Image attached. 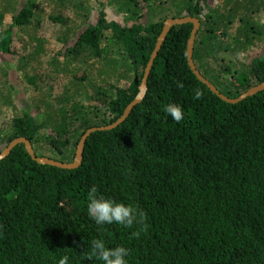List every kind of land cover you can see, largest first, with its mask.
Wrapping results in <instances>:
<instances>
[{"label":"trees","instance_id":"1","mask_svg":"<svg viewBox=\"0 0 264 264\" xmlns=\"http://www.w3.org/2000/svg\"><path fill=\"white\" fill-rule=\"evenodd\" d=\"M36 1L0 0V79L16 74L36 92L24 102L15 85L6 89L4 105L16 112L0 122V153L26 137L38 156L73 162L86 131L116 122L136 98L169 18L200 20L194 61L222 94L238 98L264 82V26L249 15L256 0L222 8L215 0H102L100 9L91 0H45L48 22ZM156 10L165 15L153 22ZM45 23L56 27L52 40ZM192 30L170 31L145 99L117 128L87 139L78 169L38 164L24 145L0 162V264H59L65 255L68 264H102L88 259L92 239L130 249L127 264H264V91L236 104L214 94L188 65ZM18 39L30 44L18 51ZM90 60L96 76L81 70ZM91 77L101 85L85 92ZM59 80L62 96L45 95ZM196 88L202 99L193 98ZM170 103L184 110L181 122L165 113ZM92 186L145 212L147 231L136 238L139 225H97L87 213Z\"/></svg>","mask_w":264,"mask_h":264},{"label":"water","instance_id":"2","mask_svg":"<svg viewBox=\"0 0 264 264\" xmlns=\"http://www.w3.org/2000/svg\"><path fill=\"white\" fill-rule=\"evenodd\" d=\"M186 24H192L193 25V30L191 32L190 38L188 40L187 44V61L188 65L191 68L192 72L194 75L197 77L199 81H201L203 84H205L214 94H216L219 98L222 100L231 103V104H236L239 103L245 99H247L250 96H254L260 92L264 91V82L260 83L252 88H250L248 91L243 93L241 96L238 98H229L222 94L217 87L208 79H206L199 69L197 68L195 61H194V49H195V42L196 38L198 35V32L201 28V22L198 18L195 17H184V18H169L166 19L163 25L162 32L160 36L158 37L157 44L155 46V49L153 53L151 54L150 60L146 66L144 77L142 80L141 85L139 86V93L136 96V98L127 106L125 109L124 114L114 123L107 125V126H101V127H93L90 128L86 131V133L81 137L78 145H77V150L75 152V158L73 162H62L59 160H55L50 157L46 156H38L32 143L30 142L29 139L26 137H20L16 138L13 141L9 143L7 147H5L1 153H0V162L4 159H6L12 151L19 145H24L27 153L30 155L33 161L37 162L38 164L42 165H49L61 169H67V170H74L78 169L84 160V151H85V145L87 139L94 133L96 132H103V131H110L115 128H117L120 124H122L132 113L133 109L135 106L139 105L140 103L143 102V100L146 97V94L148 92V81L149 77L151 75V71L154 67L155 61L158 57L159 52L161 51L168 34L170 31L176 27V26H183Z\"/></svg>","mask_w":264,"mask_h":264},{"label":"rangeland","instance_id":"3","mask_svg":"<svg viewBox=\"0 0 264 264\" xmlns=\"http://www.w3.org/2000/svg\"><path fill=\"white\" fill-rule=\"evenodd\" d=\"M101 1L102 0H100L97 3L96 0H91V4H92L93 7H95V9H100V5L99 4L101 3ZM142 1L143 2L141 3V5L142 6L146 5L144 0H142ZM227 1L230 2L232 0H215L216 6H218L219 8H222L223 6L226 5ZM23 2H27V0H23ZM44 3H45V0H37L36 1L37 5H41V4H44ZM155 4L156 5L159 4V0H156ZM44 6L46 7L45 9H41V7H39V10H43V12H44V14L40 17L41 19H44L50 13V10H51V8L47 7L45 4H44ZM111 11H114V10L111 8ZM147 11H148V13L150 15L152 14L150 9L147 10ZM68 14L71 16V14L69 12H68ZM162 15H165V12L161 13L160 10H156L155 16H154L152 21L153 22H157V21L161 20L162 19ZM249 15L251 16L250 19H252L253 22L257 26H264V0H256V1H254L253 5L251 6V9L249 10ZM119 16L120 17L117 18V19H120V22H122V23L125 22L124 18H122L123 16H121V15H119ZM48 21H49V19L45 18V20H43L42 22H48ZM238 25H240V23H239V20L236 19L235 24H234V26L232 28V34H235L236 27ZM42 26L45 28L43 30V33L47 35V36L44 37L45 40L46 39L52 40V38L56 36V34L53 35L55 30H56V27L53 24L49 25V24H46V23L42 24ZM29 44H30L29 42L26 43V40L18 39L17 41L14 42V47L18 51H23ZM240 59H241V61H243L245 58H244V56H242ZM9 61H11V60H9ZM213 62H215L214 64H216L217 67H219L218 64L221 63L220 61H216V60H214ZM83 69L86 70L90 75L93 74V75L96 76L97 72L100 70V67H98V61L90 60V62H86L85 66L81 67V70H83ZM115 69H117V68H115ZM122 71L123 70H120L119 72H122ZM64 76L65 75L60 76V79L64 78ZM2 77L0 79V122L3 123L4 126H6V124L9 121V119L11 118V116L14 115V112H16V110L15 111L12 110L13 106H9V104L4 105V103H6V102H3L4 100H2V99H3V97L4 98L8 97V92L6 91V89H10L12 84L15 85L17 87L18 91H20L19 93L21 94V95L18 94L20 96V97L18 96V100L19 101H24V102H27L28 99H30V98H34L35 95H36V92H34L32 87H29V88L27 87V84L23 81V78L21 76L19 78L18 75L15 74V76H11L8 79H5L4 77L2 79ZM108 78H109V76H104V80H105L106 83L108 81ZM99 79H101V78H99V77H91V78H89V80L86 82V86H85L86 90H85V92H89L90 93V92L94 91L95 89H97L99 87V85H101L100 83H98ZM90 81H92V83ZM119 82L120 83L124 82L126 84V82H129V80L125 76V79L121 78V79H119ZM112 83H115V79L109 81V84H107L105 87L112 85ZM45 87H46V89L45 90L43 89L45 91L44 92L45 95H49L50 96V92L53 91L52 94L55 95L56 97L59 98V97L62 96V90H63V87H64L62 81L57 83L56 88H52L51 85H46ZM85 94L86 93H81L82 97H84V98H82L83 101L85 103H89V104L93 103L92 101L87 100V98L85 97ZM87 95L89 96V94H87ZM58 102L59 101L57 99H56V101H53V103L55 104L56 108L60 107V103L58 104ZM10 110L13 112V114H12V112ZM18 110H21V109H18ZM35 149H37V148L35 147ZM37 154H40L39 151H38Z\"/></svg>","mask_w":264,"mask_h":264},{"label":"clouds","instance_id":"4","mask_svg":"<svg viewBox=\"0 0 264 264\" xmlns=\"http://www.w3.org/2000/svg\"><path fill=\"white\" fill-rule=\"evenodd\" d=\"M178 88H183L184 84L180 81H175ZM195 100L203 98V91L199 88L193 90ZM165 113L170 116L175 122L179 123L184 118V110L178 104H168L164 108ZM98 189L92 186L88 191L87 213L97 225L117 223L128 228L134 225H139V230L132 233L133 237L139 238L140 231H147L145 224L146 213L142 210L117 203L111 199H105L103 196H98ZM74 243H76L74 241ZM90 252L88 259L93 258L102 261V264H127L126 257L130 255V249L123 246L108 248L105 242L101 239H92L89 242ZM82 244H77V247H82ZM69 257L63 256L59 260V264H68Z\"/></svg>","mask_w":264,"mask_h":264}]
</instances>
